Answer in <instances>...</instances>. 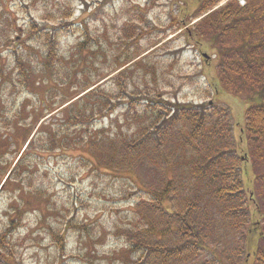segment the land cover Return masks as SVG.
Listing matches in <instances>:
<instances>
[{
  "label": "trees",
  "instance_id": "obj_1",
  "mask_svg": "<svg viewBox=\"0 0 264 264\" xmlns=\"http://www.w3.org/2000/svg\"><path fill=\"white\" fill-rule=\"evenodd\" d=\"M220 1L203 2L194 17ZM73 17L63 12L50 26L32 20L23 27L10 16L0 20V50H13L15 86L32 91L38 82L67 85V71L56 68L65 64L59 53L62 27ZM148 21L140 19L146 32ZM134 27L125 31L126 43L139 38L141 31L136 33ZM190 34L189 44L206 41L216 49L218 93L248 106L241 137L245 158L239 152L230 107L167 97L159 63L151 64L154 55L147 54L119 72L113 80L116 93L99 85L106 74L98 73L94 81L79 82L76 77L75 98L48 105L41 120L49 118L34 136L39 120L25 127L24 144L31 139L27 147L11 153L12 137L0 135V193L19 182L21 190L31 187L41 161L51 153L86 151L93 171L105 170L133 190L127 225L118 230L133 255L129 264H264V0H246L245 6L232 0L207 15ZM16 40L21 46L16 47ZM91 40L87 33L77 52L91 50ZM133 48L120 59L122 68L140 58H132L137 51ZM135 71L143 75L141 81L132 77ZM105 119H111L110 125L94 132V125ZM10 154L14 159L9 162ZM23 205L21 201L15 209L19 215ZM20 222L13 220L0 235V264H23L9 244L11 230ZM253 233L258 246L249 253Z\"/></svg>",
  "mask_w": 264,
  "mask_h": 264
},
{
  "label": "rangeland",
  "instance_id": "obj_2",
  "mask_svg": "<svg viewBox=\"0 0 264 264\" xmlns=\"http://www.w3.org/2000/svg\"><path fill=\"white\" fill-rule=\"evenodd\" d=\"M205 1L0 0V20L10 16L23 27L32 20L50 26L55 24L54 20H58L63 12L74 14L67 26L62 24L59 53L64 57L65 64L56 68L61 72L67 71L66 76L70 77L69 82L63 74H56L65 79V87L60 83L42 82L35 84L33 92L18 83L16 87L18 76L13 50H0V56L3 54L0 58V135L12 137L8 145L11 153L22 145L23 148L27 147L31 139L24 144L25 127L39 120L34 136L42 122L49 118L41 120L48 105H58L63 97H76L79 87L76 85V77L79 82L94 81L98 73L106 74L107 78L99 85L116 93L117 85L113 80L119 72L145 55L153 54L151 64L159 63L167 97L181 103L201 104L211 101L230 107L239 152L245 158L247 149L241 137L248 106L240 100L224 98L218 93L220 85L216 65L219 59L213 45L206 41L202 45L194 40L190 44L188 42L196 24L212 11L225 7L230 0H221L212 10L194 17ZM45 18L50 21H44ZM142 18L149 20L147 32L142 28L145 27L141 23ZM133 26L136 33L141 31L139 38L126 43L125 31ZM87 33L92 36L93 47L90 45L91 50L80 54L77 46L86 40ZM8 37L13 38V34L8 33ZM20 43L16 47L21 46ZM132 46L137 50L132 58H140L132 59L130 65L122 68L120 59L125 50ZM165 46L169 48L164 49ZM204 54L211 59H204ZM135 72L132 77L135 81H141L143 75L140 71ZM55 88H58V92L49 91ZM17 115L20 117L16 118ZM110 122L111 119L99 121L94 125V132L108 127ZM12 159L14 156L8 155L7 161ZM92 162V156L82 150L51 153L46 160L41 161L31 187L26 186V190H21L19 182L0 193V235L9 230L10 222L21 221L11 230L9 244L17 249L23 264L132 262L133 255L118 230L127 225V215L130 208H133L130 205L134 202L133 190L129 185H124L119 177H113L105 170L93 171ZM247 165L251 167V163ZM132 177L135 178V175ZM250 192L249 195H252ZM21 201L24 210L19 215L16 210ZM257 241L258 237L253 233L248 240L249 253L257 249Z\"/></svg>",
  "mask_w": 264,
  "mask_h": 264
},
{
  "label": "water",
  "instance_id": "obj_3",
  "mask_svg": "<svg viewBox=\"0 0 264 264\" xmlns=\"http://www.w3.org/2000/svg\"><path fill=\"white\" fill-rule=\"evenodd\" d=\"M206 59H209L210 57L209 56H207V54H204L203 55Z\"/></svg>",
  "mask_w": 264,
  "mask_h": 264
}]
</instances>
